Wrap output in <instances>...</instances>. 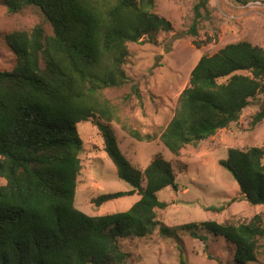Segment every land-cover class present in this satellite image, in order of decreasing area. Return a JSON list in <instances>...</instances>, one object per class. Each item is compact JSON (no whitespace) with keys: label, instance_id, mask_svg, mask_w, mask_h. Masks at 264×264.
I'll return each mask as SVG.
<instances>
[{"label":"trees","instance_id":"16d2710c","mask_svg":"<svg viewBox=\"0 0 264 264\" xmlns=\"http://www.w3.org/2000/svg\"><path fill=\"white\" fill-rule=\"evenodd\" d=\"M158 0H3L11 14L41 10L44 24L14 32L7 40L17 56L12 71H0V264H128L122 241L172 236L159 221L169 203L159 193L176 187L170 162L156 156L144 171L122 154L112 128L110 88L129 83L125 66L130 44L157 43L171 23L155 13ZM248 5L264 0H235ZM211 16L210 0H198L186 34L199 35ZM212 39L208 38L207 42ZM206 42V43H207ZM201 48L198 41L193 42ZM264 95V49L247 41L204 55L191 73L179 107L159 140L173 156L237 123ZM92 121L115 165L118 179L132 190L98 196L96 207L139 196L129 210L89 216L75 207L83 165L77 126ZM264 121V104L252 126ZM137 141L154 136L128 130ZM234 177L242 200L264 206V148L230 149L220 162ZM220 211V209H214ZM181 230L203 241L221 237L235 248V264L257 261L264 221L188 224ZM184 264V261H182Z\"/></svg>","mask_w":264,"mask_h":264},{"label":"rangeland","instance_id":"374dc122","mask_svg":"<svg viewBox=\"0 0 264 264\" xmlns=\"http://www.w3.org/2000/svg\"><path fill=\"white\" fill-rule=\"evenodd\" d=\"M197 2L158 0L155 13L171 23L172 31L160 32L156 44H130V57L125 66L129 83L104 92L116 112L112 128L122 154L142 171L156 156H161L172 164L177 176L175 188L159 193L160 200L169 203V207L158 213L159 221L175 234L168 237L157 231L148 238L122 241L124 251L129 253L128 264H183L182 261L184 264H235V248L223 238L209 235L206 248L203 241L181 227L207 221L239 224L256 215H261L264 221V206H251L242 200L233 175L220 164L227 159L230 149L264 148V121L252 126L254 116L264 104V95L251 102L237 123L197 146L186 147L178 157L159 140L173 119L180 96L202 56L214 55L225 46L242 41L264 49L263 4L210 0V18L202 20L199 35L191 37L186 32ZM38 24H44L47 34H52L38 8L11 14L0 0V71H12L18 63L7 36L31 32ZM208 38L212 40L207 42ZM194 41L201 43V48H196ZM128 130L155 139L140 142ZM77 131L83 143L80 156L83 170L78 177L75 207L89 216L129 210L140 200L139 196L100 207L93 203L100 195L127 192L132 186L118 179L116 167L105 153L103 138L94 123H81ZM5 184L4 179L0 180V186ZM251 264H264V240L257 261Z\"/></svg>","mask_w":264,"mask_h":264}]
</instances>
